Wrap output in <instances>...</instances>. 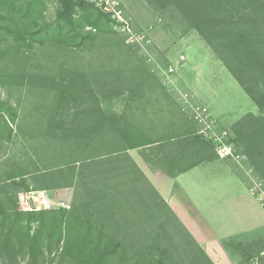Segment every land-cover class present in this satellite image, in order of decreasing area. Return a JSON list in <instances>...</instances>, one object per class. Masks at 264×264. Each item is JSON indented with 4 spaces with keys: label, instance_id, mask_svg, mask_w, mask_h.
Listing matches in <instances>:
<instances>
[{
    "label": "trees",
    "instance_id": "trees-1",
    "mask_svg": "<svg viewBox=\"0 0 264 264\" xmlns=\"http://www.w3.org/2000/svg\"><path fill=\"white\" fill-rule=\"evenodd\" d=\"M47 1L0 0V147L22 135L30 148L0 159L1 264H216L131 154L175 180L220 160L215 143L109 14L57 0L48 21ZM145 1L197 32L258 106L218 131L243 159L240 179L264 183V0ZM67 188L70 209L22 207L20 194ZM222 245L264 264V237Z\"/></svg>",
    "mask_w": 264,
    "mask_h": 264
},
{
    "label": "rangeland",
    "instance_id": "rangeland-1",
    "mask_svg": "<svg viewBox=\"0 0 264 264\" xmlns=\"http://www.w3.org/2000/svg\"><path fill=\"white\" fill-rule=\"evenodd\" d=\"M88 2L109 14L111 19L114 11L121 12L135 33L142 34L146 40L152 41L145 49L130 44L127 40L128 36L118 29V25L121 24L112 19V25L115 32L118 33V38L123 40L126 46L136 49L140 57H148L147 61L151 65L156 66L157 64L156 69L164 86L170 91H174L176 93L174 97L193 114H195V108L207 107L213 119L216 120L218 129L230 127L247 114L259 115L258 106L197 32H187L183 26L173 24L168 19V15L164 17L145 0H88ZM47 8L48 21H54L59 9L57 0H48ZM89 30L90 28L86 29V31ZM125 49L127 50V48ZM125 49H121L122 53L126 52ZM107 50L104 49V51ZM167 63L168 67H166ZM170 68L174 69L173 73L168 72ZM24 108H28V105L22 106L21 119L26 117L29 120L28 113H25ZM23 140L20 135L15 146L8 148L7 145H3L0 147L1 161L14 156H18V159L21 160L26 158L30 154V148L23 144ZM131 154L149 178L155 180L156 188L162 196L164 198L171 196L166 183L159 182L165 179L164 176L150 171L138 152L133 151ZM220 160L224 161L222 166L231 169L232 173L238 176L233 164H242V158H220ZM214 166L207 164L205 167L197 168L191 172L186 179H190L187 185H185V177L180 179V182L183 190L189 193L193 201L203 204L200 210L218 236L216 240L223 243L236 236L246 240H252L258 236L264 237V208L250 193L251 183L246 184L242 181L246 186L241 183L243 197H239L231 191L216 193L207 190L204 193H196V187L217 185L213 184L214 181H218L215 178L222 175L225 177ZM248 174L250 175L251 171H247ZM194 177H206V179L193 182ZM210 177L213 182H210ZM228 180L233 181L234 179L229 178ZM226 185H231V189L233 188V183ZM47 192L54 201H66L70 204L72 202L73 189L49 190ZM19 196L22 202L24 193ZM229 260L231 262L229 264H239L238 259L229 256Z\"/></svg>",
    "mask_w": 264,
    "mask_h": 264
},
{
    "label": "crops",
    "instance_id": "crops-1",
    "mask_svg": "<svg viewBox=\"0 0 264 264\" xmlns=\"http://www.w3.org/2000/svg\"><path fill=\"white\" fill-rule=\"evenodd\" d=\"M224 161L218 160L214 163H208V165H215L217 171L220 174H224L225 177L220 176L216 177L213 184H217L214 186H205V187H196V193H204L207 190L209 192L216 193H225L228 191L237 194L239 197H243V185L242 180L235 174H233L231 169H227L222 166ZM207 164L201 165L192 169L191 171L186 172L185 174L180 175L175 180L164 179L158 180L159 182H165L168 186V190L170 195L168 198L166 197V201L187 227V229L191 232V234L195 237V239L201 244V246L206 250L208 255L216 264H229L231 263L229 260V255L223 248V243L218 242L216 239L218 236L214 232V230L210 227L206 217L203 215L202 210L203 204L193 201L187 191L183 190L180 179L185 177V185L189 184L190 179L186 180L188 175L196 170L197 168L205 167ZM232 174V177L230 175ZM229 178L234 179L233 181L228 180ZM151 179V178H150ZM201 179H206V177H194L193 182H200ZM154 185L156 186L155 180L151 179ZM210 182H213V179L210 177ZM233 183V188L231 189V185L227 186L226 184ZM243 185H242V184ZM245 186V185H244ZM157 187V186H156ZM246 187V186H245ZM242 189V190H241ZM248 189V188H247ZM249 192V191H248ZM247 195V194H246ZM237 237V236H236Z\"/></svg>",
    "mask_w": 264,
    "mask_h": 264
},
{
    "label": "built area",
    "instance_id": "built-area-1",
    "mask_svg": "<svg viewBox=\"0 0 264 264\" xmlns=\"http://www.w3.org/2000/svg\"><path fill=\"white\" fill-rule=\"evenodd\" d=\"M112 19L121 24L118 29L128 36L127 40L130 44L138 45L145 49L147 45L151 44L150 39H145L142 34L135 33L130 24L123 18L121 12H115ZM174 69L170 68L169 73H173ZM195 120L199 124V133L204 138L213 141L216 145L218 155L222 159L240 158L235 154L233 145L228 143V132L218 131L216 120L207 107L195 108ZM250 193L256 198L260 205L264 208V183L262 181L253 179L252 185L249 189ZM22 207L27 211H51L60 209H70L71 204L66 201H54L47 191H31L25 193L23 196Z\"/></svg>",
    "mask_w": 264,
    "mask_h": 264
}]
</instances>
